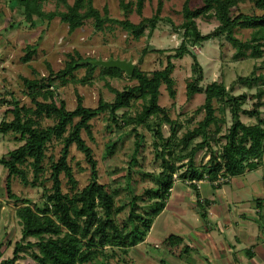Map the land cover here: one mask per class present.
<instances>
[{
	"label": "rangeland",
	"instance_id": "rangeland-1",
	"mask_svg": "<svg viewBox=\"0 0 264 264\" xmlns=\"http://www.w3.org/2000/svg\"><path fill=\"white\" fill-rule=\"evenodd\" d=\"M67 1L71 6L75 2V0ZM185 1L146 0L143 12L139 15L136 10V0H94V6L101 13L102 18L107 16L109 20L103 26L98 27L96 21L91 19L86 21L83 27L70 32L69 26L58 18L50 22L37 20L36 27L22 23L24 18L21 12L11 9V5L10 8L4 0H0V123L4 119L12 121L13 116L10 111L14 108V103L35 108L32 98L33 91L27 85L26 80L41 82L43 79L55 78V75L64 71L73 60L109 61L119 59L133 62L136 67L148 74L162 70L167 66L168 57L174 55L176 49L184 41L185 31L181 27L185 22L183 14ZM203 4V0H194L191 6L199 8ZM123 5L130 6V11L127 12ZM159 7H161V20L153 29L148 20L156 15ZM43 11L46 14L66 12L67 8L58 4L57 0H45ZM239 12L252 14L256 10L251 0H240L239 6L233 9V14ZM114 19L129 21L135 25L143 24L144 35L139 40H135L121 25L110 21ZM195 22L203 36L214 34L220 26V22L214 16L211 18L201 17ZM251 35L249 30H238L235 33V37L243 43L248 42ZM188 46L197 56L203 68L204 81L201 83L203 88L212 83L224 84L234 96L246 95L247 103L244 109L247 111L253 109V105L257 101L254 96L264 86L259 82L258 85L244 83L240 79L253 81L254 75L256 77L264 76V56L256 60L250 58L235 60L237 50L226 36L199 46L188 42ZM31 48L35 49L34 53H31ZM172 62L175 65L171 75L175 83L173 87L175 97L172 98L166 85H162L159 104L167 111L170 119L179 126L177 138L183 140L190 132L198 129L204 121L206 112L203 107L206 96L204 94H195L194 96L188 94V85L193 77V59L187 55L182 59H174ZM136 85L135 80L129 81L126 76L120 79L111 78L105 75L102 68L99 67L93 71L87 68H77L64 80L50 81L49 90L54 93V98L47 99L44 96H39L37 101L42 102L47 99L48 102L54 100L58 103L64 102L67 110L74 111L78 106V100L82 99L86 108L95 109L100 101L114 103L116 91L122 92L126 87H135ZM43 92L42 94H44ZM213 104L217 123L209 126L206 133L211 148L218 151L226 143L225 135L232 126L233 120L229 107L218 100H214ZM144 105L145 101L138 96L129 109L117 112L119 125L115 124L112 115L106 112L90 122L92 136H89L86 131L82 132L83 140L93 151L99 183L113 191H119L116 206L125 207L123 213L117 217L119 223L127 220L129 211L127 205L132 199V194L140 196L149 190L156 189L154 180L147 175L162 172L163 161L157 156V153L162 149L155 147V143L159 141L154 134V131L157 130L156 120H151L149 127H136L135 122H130L142 112ZM261 117L264 119V107L261 108ZM124 119H130L128 125L125 124ZM241 120L246 125H253L257 122L255 118L245 114L241 115ZM43 124L52 126L55 121L45 119ZM133 128H136L142 136L140 142L142 149L136 164L132 163L136 148ZM162 133L167 141L172 135L171 125L164 123ZM204 140L205 137L202 134L194 135L188 141L187 152ZM24 144L25 142L20 140L19 135L0 134V160L9 159L10 153ZM112 147H114V155L109 156L108 151ZM62 148V140L54 139L49 144L48 159L45 161L47 170L40 180L43 183H37L35 186H33V172L28 169L29 182L25 183L21 178L13 177L10 182L11 190H8V170L0 163V251L3 254L1 261L14 258L17 244L26 247L28 243L36 242L35 239L23 241V226L17 216L16 198L43 207L45 191L52 187V182L49 180L51 175L50 159L58 161ZM182 149H185V145L180 143L176 154H180ZM207 149L209 148L206 147L195 155L194 163L197 167H201L209 161L210 156ZM167 158H169L168 155ZM69 163L79 183V189L85 188L91 182L92 169L85 155L75 145L71 148ZM176 165L180 168L174 176L175 186L168 207L156 219L147 241L130 250L127 255L120 250L112 254V250H109L108 260L99 259L93 264H227L222 262L223 251L221 249L223 247H217L219 253L213 250L216 257L211 252L212 256L207 254L210 249L205 246V242H207L205 236H199L202 239L199 243L196 242L198 249H195L192 243L195 239V230L201 229L205 233V221L199 215V207L194 203L189 204V201H195L194 189L191 188L193 191L191 190L187 194L181 193L184 192L183 187L184 190H186L185 187H190V184L179 178V175L188 168V159H184ZM61 179L63 191L68 193L70 188L68 179L64 175L61 176ZM202 182H199L198 186L204 183ZM228 188L235 193L234 201H232L234 203L230 204L234 216H236L237 209L245 214H250L247 212L257 209L258 202H262L264 205V159L258 170L233 178ZM149 203V197H145L142 202H139L141 207L139 212L148 211ZM250 216L252 219L257 218L258 220H250V223L246 224H250L251 230L255 234L258 231L263 232L264 229L261 230V228L264 227V206L261 215H259L262 217L260 220L258 216L252 217V214ZM214 232L213 237H217L219 232ZM171 235L182 237L185 240L184 243L170 247L167 239ZM259 235L261 240H264V235L262 233ZM228 236L229 241H233V237H230L232 235ZM242 236L244 237L245 234ZM225 238L227 237L223 239ZM217 242L219 243V240ZM184 245H189L193 250L189 256L181 258ZM245 245L243 243L241 247L245 248ZM241 252H244L241 256L244 258L242 264H246L250 258L244 250ZM38 254V248H25L19 254V259L15 264H37L35 256ZM231 264L241 263L232 262Z\"/></svg>",
	"mask_w": 264,
	"mask_h": 264
},
{
	"label": "trees",
	"instance_id": "trees-1",
	"mask_svg": "<svg viewBox=\"0 0 264 264\" xmlns=\"http://www.w3.org/2000/svg\"><path fill=\"white\" fill-rule=\"evenodd\" d=\"M11 9L19 10L23 16L22 23L31 24L36 27L38 21H53L60 19L69 26L70 32L84 26L85 22L94 19L98 27L103 26L107 19L102 18L101 13L95 8L94 0H75L69 5L67 0H57L58 4L67 8L66 12H55L46 14L43 11L45 0H4ZM194 0H186L183 6L185 22L181 29H184V41L176 49L175 54L168 57L167 66L162 70H156L150 74L143 72L135 66L131 76H128L120 69L102 68L105 75L111 78H126L135 80V87H126L124 91H116V99L112 104L99 102L97 108H86L82 99H79L78 106L74 111H69L64 102L47 101L54 98V93L49 90L50 81L64 80L75 69L87 68L93 71L97 66L90 62L93 60L72 61L67 68L49 79L43 81L26 80L27 85L33 91L32 98L35 108H28L14 103V108L10 111L13 116L12 121L4 119L0 123V134L7 135L13 133L19 135L24 145L10 153L9 159H1L0 163L8 170L7 187L11 190V178L19 177L23 182L28 183V169L33 172L35 186L42 184L40 180L45 175V161L48 159L47 152L49 144L54 140H62L63 148L58 161L50 159L51 175L49 180L52 187L45 191V203L43 207L32 204L26 200L16 198L17 216L23 226V241L35 239V243H28L26 247L17 244L12 260L1 261L3 254L0 251V264H15L19 259V254L25 248H38L39 254L35 256L37 264H93L99 259H109V250L115 254L117 250L125 255L130 250L146 241L151 232L156 219L165 211L172 190L175 186L174 176L180 167L176 163L188 159V168L179 175V178L193 188L198 196V203L201 217L207 221V206L200 201L198 193V183L208 182L217 188L227 185L231 179L241 177L247 173L258 170L264 159V119L261 117V108L264 107V88H260L258 94L254 96L257 101L253 109L247 111L244 106L247 103V96L236 97L224 84L212 83L202 87L204 81V71L197 56L192 53L188 42L194 46L202 45L213 39L226 36L237 50L235 60L260 59L264 56V0H251L256 12L245 14L239 12L233 14V9L239 6L240 0H203V6L192 8ZM146 0H136V10L142 14ZM130 11V6H124ZM161 7L156 15L148 20L153 29L161 20ZM215 17L220 26L214 34L203 36L197 25L196 19L201 17ZM38 20V21H37ZM127 31L135 40H139L144 35V25H135L129 21L110 20ZM238 30L251 31V39L243 43L235 37ZM250 50V53L248 51ZM35 49L31 48V53ZM193 59V77L188 85V94H204L206 101L203 109L206 112L204 121L199 128L190 132L189 135L179 140L177 138V126L170 119L167 111L160 106V90L162 85H166L172 98L175 97L174 80L171 75L175 65L174 59H182L185 56ZM29 56V55H28ZM240 81L251 84L262 83L264 86V76L250 79H240ZM44 91V92H43ZM42 92L44 94H42ZM44 96L46 101H37V97ZM140 96L145 105L138 116L130 121L124 119L125 124L129 121L135 122L136 127L150 126L151 120H156L157 130L154 131L159 140L155 143L156 148L162 151L157 153L162 159V172L151 177L155 184V190H149L144 195L134 196L127 205L129 208L126 221L119 223L117 217L120 216L125 207L116 206V198L119 191H113L105 185H101L98 179L97 163L94 159L93 151L83 140L82 132L86 131L92 136L90 122L100 114L109 112L113 117V122L119 125L117 112L122 109H129L133 101ZM214 100L221 101L231 110L233 124L225 135L226 143L217 151L213 150L209 143L206 130L213 123H217ZM245 114L255 118L257 122L253 125H246L241 120V115ZM45 119L55 121L52 126L43 124ZM164 123L171 125L172 135L165 141L162 126ZM136 138V148L132 157V163H137V158L141 153V139L136 128H133ZM196 134H202L205 140L199 143L191 151L187 152L188 141ZM215 138V137H214ZM166 143V144H164ZM180 143L185 145V149L176 154V149ZM85 155L87 162L92 169L91 182L83 189H79V183L75 178L73 169L69 163L71 148L73 146ZM209 152V161L197 167L194 163L195 155L205 148ZM109 156L114 155V147L108 151ZM167 155L169 158H167ZM64 175L70 184L69 192L64 193L61 176ZM131 189V184L129 183ZM132 193V191H130ZM13 197V196H12ZM145 197H149L148 211L139 212ZM15 198V197H14ZM258 208H262L263 203L258 202ZM184 239L180 236L171 235L167 242L170 247L182 245ZM192 247L184 245L181 258L190 255Z\"/></svg>",
	"mask_w": 264,
	"mask_h": 264
},
{
	"label": "crops",
	"instance_id": "crops-1",
	"mask_svg": "<svg viewBox=\"0 0 264 264\" xmlns=\"http://www.w3.org/2000/svg\"><path fill=\"white\" fill-rule=\"evenodd\" d=\"M231 181L227 185H222V187L220 188H217V186H214L208 182H202V185L197 186L198 193L200 194V201L202 204H205L207 206L208 218L207 221H205V233L202 232L203 230L201 229H196L194 234L196 241L195 239H193L194 242L192 243L194 244L195 249H198V246H196V242L199 243V241L202 239V237L199 236H205L207 240V242H205V246L208 247L207 249H210L208 250L207 254H210L211 256L213 254L214 257H216L215 254L217 252H220L217 247H223V249L221 250L223 251L222 262L224 263L231 264L232 262H239L242 264L244 258H242L241 256L244 252H241V250H244L247 256L250 258L246 264H264V240H261L259 235L260 233L264 235V230L263 232L258 231L257 234H255V232L251 230L252 227L250 226V224H246L250 223V220H258L257 218L252 219L250 214L253 215L252 217L258 216L259 220L262 218L259 215H261L264 205L262 206V208H258L257 204L255 203L257 209H254L251 212H247L250 214H245L244 212H241L240 209H237L236 216L232 215L230 204L234 203L232 201H234L235 193L230 188H228V185L231 183ZM185 189L186 190H184V187L182 188V190L184 191L181 192L182 194H187L192 190L190 187H185ZM194 193L195 201L191 200V202L189 201V204L194 203V205H197V207H199L198 196L195 190ZM199 215L201 217L200 212ZM262 229H264V227L261 228V230ZM214 231L219 232L217 237H213V234L215 233ZM241 233L245 234V236L243 237ZM229 234L232 235L230 237H233V241H229ZM224 237L227 238L223 239ZM218 240L219 243L217 242ZM243 243L246 244L245 248L241 247ZM224 246H226V249H224ZM213 250H215L216 253Z\"/></svg>",
	"mask_w": 264,
	"mask_h": 264
},
{
	"label": "water",
	"instance_id": "water-1",
	"mask_svg": "<svg viewBox=\"0 0 264 264\" xmlns=\"http://www.w3.org/2000/svg\"><path fill=\"white\" fill-rule=\"evenodd\" d=\"M93 66L109 68V69H120L124 71L128 76H131L135 70V64L131 61L124 60H109V61H92L90 62Z\"/></svg>",
	"mask_w": 264,
	"mask_h": 264
}]
</instances>
